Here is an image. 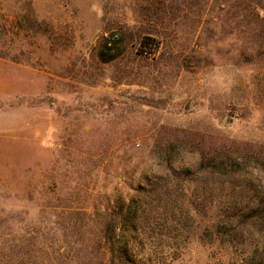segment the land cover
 Listing matches in <instances>:
<instances>
[{
    "label": "rangeland",
    "instance_id": "rangeland-1",
    "mask_svg": "<svg viewBox=\"0 0 264 264\" xmlns=\"http://www.w3.org/2000/svg\"><path fill=\"white\" fill-rule=\"evenodd\" d=\"M245 9V0H0V264H70L79 250L102 259L84 250L97 238L88 217L164 173L154 150L168 133L253 150L264 163V61ZM147 38L159 42L153 52ZM107 39L122 42L120 55ZM193 240L175 264H227Z\"/></svg>",
    "mask_w": 264,
    "mask_h": 264
},
{
    "label": "trees",
    "instance_id": "trees-1",
    "mask_svg": "<svg viewBox=\"0 0 264 264\" xmlns=\"http://www.w3.org/2000/svg\"><path fill=\"white\" fill-rule=\"evenodd\" d=\"M245 3V17L255 27L251 32L264 61V0ZM110 41L105 47L117 57L122 42ZM143 44L152 52L159 47L151 38ZM167 135L154 150L164 173L143 177L129 199L116 193L114 200H103L102 209L88 217L86 226L97 230V238L88 240L84 250L94 245L104 251L103 258L86 260L78 249L80 255L70 264H106V255L107 264H175L194 237L217 263L264 264V179L254 183L241 176L243 169L264 175L262 157L225 144L205 146L182 133ZM185 155L198 161L183 163ZM187 184H195L192 193H186Z\"/></svg>",
    "mask_w": 264,
    "mask_h": 264
}]
</instances>
